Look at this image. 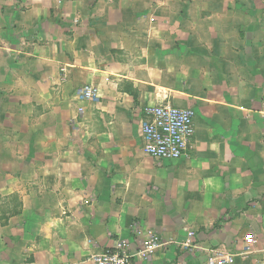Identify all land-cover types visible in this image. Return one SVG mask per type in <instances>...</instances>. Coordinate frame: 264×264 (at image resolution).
<instances>
[{
	"label": "crops",
	"instance_id": "0c3cea01",
	"mask_svg": "<svg viewBox=\"0 0 264 264\" xmlns=\"http://www.w3.org/2000/svg\"><path fill=\"white\" fill-rule=\"evenodd\" d=\"M166 104L194 112L176 160L144 151ZM0 152V264L151 233L135 264H264V0H0Z\"/></svg>",
	"mask_w": 264,
	"mask_h": 264
},
{
	"label": "built area",
	"instance_id": "2783aa9c",
	"mask_svg": "<svg viewBox=\"0 0 264 264\" xmlns=\"http://www.w3.org/2000/svg\"><path fill=\"white\" fill-rule=\"evenodd\" d=\"M79 98L93 102L97 94L93 88H84ZM143 115L141 134L146 154L157 160H176L185 154L194 133V112L191 109L167 104L149 105L144 107ZM163 244L155 233L135 248L128 241L118 240L112 250L94 255L92 261L93 264H135L136 260L148 259ZM230 260L222 257L218 263Z\"/></svg>",
	"mask_w": 264,
	"mask_h": 264
},
{
	"label": "rangeland",
	"instance_id": "374dc122",
	"mask_svg": "<svg viewBox=\"0 0 264 264\" xmlns=\"http://www.w3.org/2000/svg\"><path fill=\"white\" fill-rule=\"evenodd\" d=\"M215 1L222 2V1H225V0H215ZM13 142H16L15 139H13ZM10 153H11V155H10V159L8 160V162L11 163L12 160H16V162H15V164L13 162V165H9V167H12V168L14 167V169H16V166L19 167L18 166L19 161L25 160V152L16 150L15 152H10ZM0 159H1V154H0ZM0 164H1V162H0ZM5 201H6V199H5ZM9 202H10V204L16 205L17 202H18V199L15 198V196H14L12 199L9 200Z\"/></svg>",
	"mask_w": 264,
	"mask_h": 264
}]
</instances>
